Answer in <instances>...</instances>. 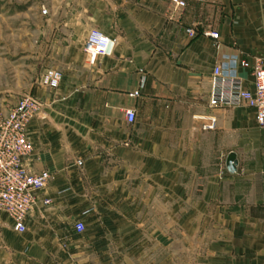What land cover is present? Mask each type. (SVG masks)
I'll return each instance as SVG.
<instances>
[{"label": "crops", "instance_id": "obj_1", "mask_svg": "<svg viewBox=\"0 0 264 264\" xmlns=\"http://www.w3.org/2000/svg\"><path fill=\"white\" fill-rule=\"evenodd\" d=\"M184 1L52 0L32 34L39 66L21 63L9 91L45 103L24 164L51 179L24 233L0 213V264H264V132L253 109L209 106L223 55L264 56V0ZM93 28L117 46L91 66ZM48 69L63 74L55 90L40 84Z\"/></svg>", "mask_w": 264, "mask_h": 264}, {"label": "built area", "instance_id": "obj_2", "mask_svg": "<svg viewBox=\"0 0 264 264\" xmlns=\"http://www.w3.org/2000/svg\"><path fill=\"white\" fill-rule=\"evenodd\" d=\"M171 3L174 11L179 12L187 7L184 0H171ZM41 13L47 15V8L42 7ZM186 33L191 39L204 36L216 42L220 40L219 33L213 30L198 31L197 28H188ZM116 46V39L99 29H91L84 48L88 64L93 66L101 56H113ZM241 70L251 76L252 90L244 87ZM62 81L61 71L48 69L42 75L40 84L55 90ZM138 95L135 92L131 96ZM209 106L214 109H253L256 124L264 132V56L223 55L213 70ZM44 108L42 100L26 94L7 114L0 116V213L5 212L12 218L14 229L18 233L26 231V218L37 202L35 192L44 189L51 179L50 172L32 173L24 164V160L33 153V145L28 139L29 125L41 117ZM126 118L128 123H134L135 112L126 111ZM216 126V117L209 116L204 130H215ZM75 230L81 234L85 225L79 222L75 225Z\"/></svg>", "mask_w": 264, "mask_h": 264}, {"label": "rangeland", "instance_id": "obj_3", "mask_svg": "<svg viewBox=\"0 0 264 264\" xmlns=\"http://www.w3.org/2000/svg\"><path fill=\"white\" fill-rule=\"evenodd\" d=\"M51 2L0 0V116L5 114V106H13L19 100L9 91L20 88L21 79L15 76L23 68L21 63L29 62L34 68L39 66V62L31 58L35 57L31 47L36 45L37 39L32 34L41 27L42 20L47 16L42 15V7L48 10Z\"/></svg>", "mask_w": 264, "mask_h": 264}, {"label": "water", "instance_id": "obj_4", "mask_svg": "<svg viewBox=\"0 0 264 264\" xmlns=\"http://www.w3.org/2000/svg\"><path fill=\"white\" fill-rule=\"evenodd\" d=\"M238 165L237 155L235 152H231L226 161V167L230 173H235Z\"/></svg>", "mask_w": 264, "mask_h": 264}]
</instances>
